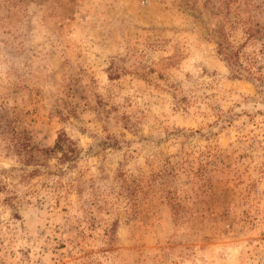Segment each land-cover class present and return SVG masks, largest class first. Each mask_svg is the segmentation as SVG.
<instances>
[{"label":"rangeland","instance_id":"374dc122","mask_svg":"<svg viewBox=\"0 0 264 264\" xmlns=\"http://www.w3.org/2000/svg\"><path fill=\"white\" fill-rule=\"evenodd\" d=\"M0 264H264V0H0Z\"/></svg>","mask_w":264,"mask_h":264},{"label":"trees","instance_id":"16d2710c","mask_svg":"<svg viewBox=\"0 0 264 264\" xmlns=\"http://www.w3.org/2000/svg\"><path fill=\"white\" fill-rule=\"evenodd\" d=\"M219 47H220V44H219ZM221 48H224V47H221ZM223 50H221V51L224 54V58L227 60V62L230 64V66H232V68H234L235 77H239L241 75V72H245V71H247L249 74H252L251 69L247 68L246 66H242L240 64L236 53H233V51H231L228 48L227 49H223ZM62 141H63V139L59 137L57 139L56 143L54 144V147L52 149H47V150H44V151L45 152H54V151H58V150L62 151L63 150ZM14 146H16V145H14ZM17 148H18L17 151L19 152V154H22L23 151L24 152L27 151L25 149L26 145H24V144H20ZM70 151L73 152L71 149H70ZM63 154H64V157L67 156L66 152L63 153Z\"/></svg>","mask_w":264,"mask_h":264}]
</instances>
